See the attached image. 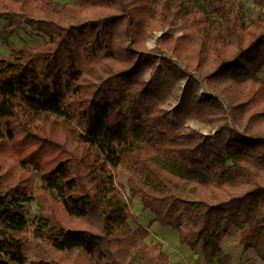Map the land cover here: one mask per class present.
<instances>
[{"label":"trees","instance_id":"trees-1","mask_svg":"<svg viewBox=\"0 0 264 264\" xmlns=\"http://www.w3.org/2000/svg\"><path fill=\"white\" fill-rule=\"evenodd\" d=\"M205 1L0 0L3 30L47 36L0 53V264H136L137 251L170 264L108 176L116 166L160 225L192 220L175 224L191 250L238 220L243 251L262 236L264 256V0L247 24L228 0ZM161 67L184 80L171 109L152 81ZM191 118L212 134L185 129Z\"/></svg>","mask_w":264,"mask_h":264},{"label":"rangeland","instance_id":"rangeland-1","mask_svg":"<svg viewBox=\"0 0 264 264\" xmlns=\"http://www.w3.org/2000/svg\"><path fill=\"white\" fill-rule=\"evenodd\" d=\"M58 2H65L68 0H56ZM198 7L206 9L205 0H195ZM228 4L231 6H238L241 13L243 23L247 24L252 19L260 18V10L253 5V0H228ZM7 24V21L0 16V53L9 54L15 48L22 45L36 46L47 39V36L34 28H31L27 23H21L18 27L3 30V27ZM182 22L178 21L172 26L168 32L172 34H178ZM161 33L154 32V34L146 39V46H156L160 41ZM259 76L264 77V65H262L258 71ZM150 75L147 72L144 76L145 79H149ZM154 84L158 86L163 94L162 107L171 109L178 103L181 88L184 80L178 79L172 72L168 71L164 67H161L160 73L152 80ZM197 94L200 93L202 87L195 86ZM185 129H198L203 133L212 134L213 129L200 122L197 119L191 118L185 121ZM35 131L39 129V122L33 124ZM95 155H91L89 160L92 161ZM161 165H164L170 169L181 171L178 163L171 159H159L155 158ZM108 176L113 177V184L120 190L123 198L128 203L129 212L136 217L137 222L148 228L150 235L146 238L148 246L159 242L163 245L164 252L170 259V264H264V256L262 251V236L261 238L251 239L249 241V248L243 251V243L240 236L241 224L238 220H235L227 229V233L219 240H211L205 246L206 240L200 242L196 250H191L188 245L183 243L179 238L178 229L175 224L179 226L181 230L191 227L192 220L186 219L183 216L176 218L171 224L160 225L154 220V214L148 210L142 208L139 197H132L131 192L127 185L128 174L121 167H108ZM106 172V170H105ZM107 174V172H106ZM39 185V181L36 180L33 184V188L36 189ZM38 205L36 201H30L26 206V216L32 218L37 213ZM129 224L132 228L135 224L129 220ZM15 242L10 241L6 245L7 248L14 251ZM32 253V252H31ZM29 253V257H34L37 254ZM130 257L136 264H146L145 255L142 252H131Z\"/></svg>","mask_w":264,"mask_h":264}]
</instances>
